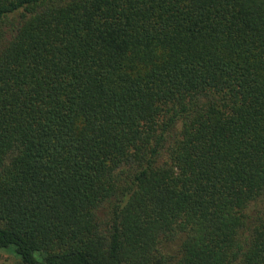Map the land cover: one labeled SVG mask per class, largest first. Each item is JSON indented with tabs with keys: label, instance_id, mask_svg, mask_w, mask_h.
I'll return each mask as SVG.
<instances>
[{
	"label": "trees",
	"instance_id": "trees-1",
	"mask_svg": "<svg viewBox=\"0 0 264 264\" xmlns=\"http://www.w3.org/2000/svg\"><path fill=\"white\" fill-rule=\"evenodd\" d=\"M0 250L264 264V0H0Z\"/></svg>",
	"mask_w": 264,
	"mask_h": 264
},
{
	"label": "rangeland",
	"instance_id": "rangeland-1",
	"mask_svg": "<svg viewBox=\"0 0 264 264\" xmlns=\"http://www.w3.org/2000/svg\"><path fill=\"white\" fill-rule=\"evenodd\" d=\"M13 257L9 252L0 250V264H16Z\"/></svg>",
	"mask_w": 264,
	"mask_h": 264
}]
</instances>
